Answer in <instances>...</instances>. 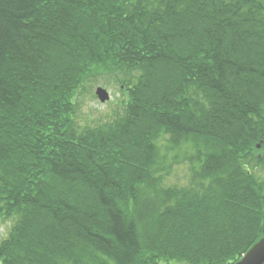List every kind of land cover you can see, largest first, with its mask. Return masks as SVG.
Wrapping results in <instances>:
<instances>
[{
    "label": "trees",
    "instance_id": "1",
    "mask_svg": "<svg viewBox=\"0 0 264 264\" xmlns=\"http://www.w3.org/2000/svg\"><path fill=\"white\" fill-rule=\"evenodd\" d=\"M109 77L124 114L82 126ZM262 130L264 0H0V264L237 263L264 237Z\"/></svg>",
    "mask_w": 264,
    "mask_h": 264
},
{
    "label": "rangeland",
    "instance_id": "2",
    "mask_svg": "<svg viewBox=\"0 0 264 264\" xmlns=\"http://www.w3.org/2000/svg\"><path fill=\"white\" fill-rule=\"evenodd\" d=\"M121 80L124 77L120 76ZM99 88L104 89L110 97L106 103H101L96 95ZM126 95L124 89L120 88V83L112 78H98L94 83L88 85L83 91V95L78 102L77 121L82 126H98L100 124L111 123L122 116L125 111ZM169 138V136L164 135ZM166 147H162L161 155L166 154ZM167 165L171 167L165 172L164 186H186L189 184L191 166L189 162H172L169 158ZM256 167L259 177L264 176V167ZM14 220L10 218H0V243L8 236L14 226Z\"/></svg>",
    "mask_w": 264,
    "mask_h": 264
},
{
    "label": "water",
    "instance_id": "3",
    "mask_svg": "<svg viewBox=\"0 0 264 264\" xmlns=\"http://www.w3.org/2000/svg\"><path fill=\"white\" fill-rule=\"evenodd\" d=\"M96 95L101 103H106L110 100L109 94L102 88L97 90ZM235 264H264V237Z\"/></svg>",
    "mask_w": 264,
    "mask_h": 264
},
{
    "label": "flooded vegetation",
    "instance_id": "4",
    "mask_svg": "<svg viewBox=\"0 0 264 264\" xmlns=\"http://www.w3.org/2000/svg\"><path fill=\"white\" fill-rule=\"evenodd\" d=\"M264 130H262L263 132ZM257 150L259 151V154L257 153L254 155V157L258 159H264V138L260 139L256 146Z\"/></svg>",
    "mask_w": 264,
    "mask_h": 264
}]
</instances>
